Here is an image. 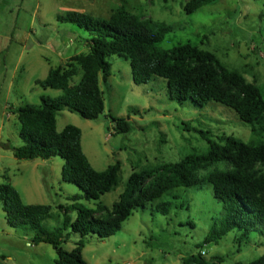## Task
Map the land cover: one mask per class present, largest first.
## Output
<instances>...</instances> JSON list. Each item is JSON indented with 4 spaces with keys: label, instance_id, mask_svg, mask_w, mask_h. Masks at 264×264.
I'll list each match as a JSON object with an SVG mask.
<instances>
[{
    "label": "rangeland",
    "instance_id": "obj_1",
    "mask_svg": "<svg viewBox=\"0 0 264 264\" xmlns=\"http://www.w3.org/2000/svg\"><path fill=\"white\" fill-rule=\"evenodd\" d=\"M189 1L0 0V189H14L25 205L50 206L53 217L43 223L44 227H59L64 216L60 207L71 206L70 199L84 193L63 182V159L20 161L8 148L24 146L18 109L40 107L42 99L55 100L63 95L43 89L39 83L50 71L69 69L73 57L88 52L83 40L87 33L59 20L68 13L107 19L123 8L143 20L161 23L171 28L158 46L161 51L185 44L211 51L226 67L256 84L264 95V0H215L188 16L185 5ZM108 62L111 76L106 81L100 76L104 94L101 118L86 121L65 109L56 125L59 133L67 126L81 130L83 153L96 171L104 172L121 163L119 188L102 198L108 209L120 201L132 174L206 153L208 139L234 135L245 143H264V130L252 133L233 110L217 103L198 108L192 102H172L165 80L155 77L147 85H136L129 62L118 57L108 58ZM77 72L72 86L82 78L79 67ZM113 119L130 121L132 132L117 135ZM174 194L180 200L174 201V209L167 216L153 213L157 202L148 204L137 209L114 237L106 240L73 234L62 248L72 252L84 241L81 254L87 264H184L200 253L209 264H251L264 258V239L256 235L242 247L231 233L218 244L198 248L221 218L223 205L209 185L178 189ZM78 203L95 208L93 202ZM71 216L75 218L76 213ZM33 239L34 233L9 227L0 201V264H56L55 249L36 245Z\"/></svg>",
    "mask_w": 264,
    "mask_h": 264
},
{
    "label": "trees",
    "instance_id": "obj_2",
    "mask_svg": "<svg viewBox=\"0 0 264 264\" xmlns=\"http://www.w3.org/2000/svg\"><path fill=\"white\" fill-rule=\"evenodd\" d=\"M212 2L215 0H190L185 11L191 16ZM59 20L87 33L83 40L88 52L73 57L69 69L60 67L50 71L46 80L39 83L43 89L61 91L63 95L55 100L42 99L40 107L18 109L24 146L8 149L20 161L63 159V182L78 187L84 194L70 199L71 206L60 207L64 216L59 227L48 229L43 223L53 217L50 206L25 205L17 191L4 186L0 189V201L9 227L34 233L36 245L52 246L58 255L56 264H87L81 254L84 241L72 252L62 248L73 234L108 240L122 229L137 209L157 202L153 213L167 216L174 209V201L180 200V196L174 194L176 190L209 185L215 199L223 205L221 218L198 248L218 244L231 233L235 234L240 247L253 235L264 239V143H245L234 135H224L216 141L208 139L206 153L192 154L180 162L132 174L120 201L108 209L102 198L119 188L121 163L104 172L96 171L83 153L81 130L67 126L59 133L56 126L65 109L86 121L95 122L101 118L104 94L100 76L103 75L104 81L111 76L108 58L112 57L130 63L136 85H147L159 77L167 82L172 102L181 105L192 102L198 108L217 103L233 110L255 134L264 130L262 90L248 82L245 75L226 67L211 51L187 44L161 51L158 46L171 28L143 20L123 8L107 19L70 12ZM77 67L83 75L80 82L72 86ZM113 123L117 135L133 130V125L125 119H113ZM203 172L206 174L200 178ZM164 198L167 200L162 201ZM82 200L95 203V208L79 204ZM73 213H76L75 218L71 216ZM216 260L223 262V258ZM184 264L209 263L200 253L185 260ZM251 264H264V258Z\"/></svg>",
    "mask_w": 264,
    "mask_h": 264
}]
</instances>
